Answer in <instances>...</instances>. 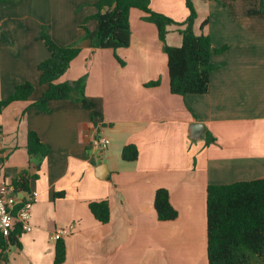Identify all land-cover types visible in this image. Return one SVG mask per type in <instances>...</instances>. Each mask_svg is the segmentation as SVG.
<instances>
[{
    "label": "crops",
    "instance_id": "crops-1",
    "mask_svg": "<svg viewBox=\"0 0 264 264\" xmlns=\"http://www.w3.org/2000/svg\"><path fill=\"white\" fill-rule=\"evenodd\" d=\"M96 1L0 4V101L16 85H34L26 101L0 113V182L26 171L28 190L36 193L31 231L17 229L19 246H8L0 264H53V233L69 226L61 264H208L207 187L264 178V0H192L194 32L223 51L211 57L208 91L184 96L170 92L162 43L141 10L130 9L128 47L93 48L97 21L87 20V38L81 24ZM150 9L176 22L188 16L185 0H150ZM25 18L31 22L22 28ZM45 25L58 45L80 49L59 81L83 77L84 89L75 100L49 102L43 112L31 105L46 89L37 69L50 56L39 37ZM176 29L168 28L169 46L181 43ZM194 123L205 127L197 140L190 139ZM99 127L109 141L100 154L90 145ZM29 131L49 150L39 168L26 151ZM129 144L138 150L132 162L121 158ZM161 188L177 211L174 220L157 218L153 200ZM24 198L26 192L17 193L18 201ZM101 201L109 208L106 223L88 208Z\"/></svg>",
    "mask_w": 264,
    "mask_h": 264
},
{
    "label": "trees",
    "instance_id": "trees-1",
    "mask_svg": "<svg viewBox=\"0 0 264 264\" xmlns=\"http://www.w3.org/2000/svg\"><path fill=\"white\" fill-rule=\"evenodd\" d=\"M7 0H0V4ZM217 1V0H203ZM188 16L183 22H176L170 17L150 9V0H97L95 12L86 17L81 24L84 38L90 34L86 27L89 19L97 21L98 28L92 40L95 49L126 48L130 45L129 12L137 8L145 13L144 21L152 23L162 43L166 56L169 77V90L174 95L205 94L208 91L210 73L215 68L211 57L223 49L212 47L208 35L196 34L193 26L197 17L192 0H185ZM205 21L204 24H206ZM175 26L181 38L179 46L166 44L168 28ZM203 27V25H202ZM50 56L37 66L38 84L46 86L41 98L31 107L46 112L51 101L75 100L83 95L84 78L71 83L60 82V78L69 70L72 61L79 55L76 46H60L54 42L44 27L39 35ZM119 63L120 59L115 56ZM159 81L146 86H157ZM34 91V85L25 82L16 85L13 93L0 101V113L3 108L15 101H26ZM213 140L206 133V141ZM26 151L35 159L39 168L41 161L47 156L48 148L34 131L26 137ZM138 150L135 145H125L121 158L126 162L137 159ZM23 171L13 178L12 184L17 191L27 192L29 179ZM56 197H62L56 193ZM153 207L159 221H170L177 217V211L171 206L166 189H158L154 194ZM91 214L100 223L109 220V208L105 201L91 202L88 205ZM18 230L9 236L0 234V257L10 245H18ZM66 255L62 239L55 244L53 264H61ZM206 255L208 264H264V178L251 181H238L223 185H210L206 189Z\"/></svg>",
    "mask_w": 264,
    "mask_h": 264
},
{
    "label": "built area",
    "instance_id": "built-area-1",
    "mask_svg": "<svg viewBox=\"0 0 264 264\" xmlns=\"http://www.w3.org/2000/svg\"><path fill=\"white\" fill-rule=\"evenodd\" d=\"M96 128L93 131L91 146L94 151L102 152L109 144L108 139ZM17 189L11 182H0V234L3 237L9 236L15 229L20 232H30L31 225V208L36 199L34 191L26 192V198L21 201L17 200ZM72 226L59 228L52 238L54 241L62 239L70 234Z\"/></svg>",
    "mask_w": 264,
    "mask_h": 264
},
{
    "label": "water",
    "instance_id": "water-1",
    "mask_svg": "<svg viewBox=\"0 0 264 264\" xmlns=\"http://www.w3.org/2000/svg\"><path fill=\"white\" fill-rule=\"evenodd\" d=\"M204 131H205L204 125L199 123L191 124L189 127L190 139L192 140L200 139L203 136Z\"/></svg>",
    "mask_w": 264,
    "mask_h": 264
},
{
    "label": "rangeland",
    "instance_id": "rangeland-1",
    "mask_svg": "<svg viewBox=\"0 0 264 264\" xmlns=\"http://www.w3.org/2000/svg\"><path fill=\"white\" fill-rule=\"evenodd\" d=\"M56 2H57V0H56ZM48 21H51L50 22V25L48 24V26H50V28H56V21L55 20H53V19H50V20H48ZM29 22H31V20L29 19V18H25V19H22V20H20V25L22 26V28H24L25 26V23L26 24H28ZM89 22V21H88ZM47 25H45L44 26V28L46 29V31H47V27H46ZM48 34V33H47ZM106 150V149H105ZM104 150V151H105ZM104 151H102V152H104ZM96 153H98V154H100V152L99 151H96Z\"/></svg>",
    "mask_w": 264,
    "mask_h": 264
}]
</instances>
